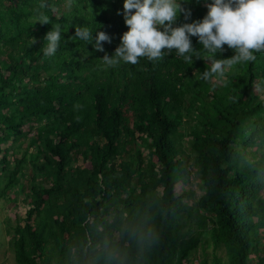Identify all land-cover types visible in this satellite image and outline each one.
Returning <instances> with one entry per match:
<instances>
[{"label": "trees", "instance_id": "1", "mask_svg": "<svg viewBox=\"0 0 264 264\" xmlns=\"http://www.w3.org/2000/svg\"><path fill=\"white\" fill-rule=\"evenodd\" d=\"M177 2L191 18L174 27L211 0ZM123 3L0 0V210L22 195L28 207L12 227L17 264H264V52L209 81L207 61L175 51L107 66L128 31ZM96 31L111 38L103 52ZM233 55L225 45L216 58ZM210 241L227 261L198 255Z\"/></svg>", "mask_w": 264, "mask_h": 264}, {"label": "clouds", "instance_id": "2", "mask_svg": "<svg viewBox=\"0 0 264 264\" xmlns=\"http://www.w3.org/2000/svg\"><path fill=\"white\" fill-rule=\"evenodd\" d=\"M45 6L42 3L40 8ZM205 6L208 11L202 20L174 27L180 14L186 21L191 18V11L177 0H124L123 18L128 31L120 37L114 54L104 55V64L110 67L121 62L136 65L140 58L158 61L175 51L188 64H193V57L207 61L210 68H206L200 78L209 81L223 79L226 70L233 65L253 62L254 53L264 52V0H211ZM37 21L49 24L48 16L43 13ZM95 33L93 47L103 52L102 42L111 43V38L103 31ZM190 37H197L202 48L194 49ZM61 38L59 25L46 34L45 57L56 53ZM74 38L93 42V32L88 27H76ZM225 45L234 55L217 59L216 55L224 51Z\"/></svg>", "mask_w": 264, "mask_h": 264}, {"label": "rangeland", "instance_id": "3", "mask_svg": "<svg viewBox=\"0 0 264 264\" xmlns=\"http://www.w3.org/2000/svg\"><path fill=\"white\" fill-rule=\"evenodd\" d=\"M187 127L188 125L185 127V130L189 131ZM189 140L190 137L188 136H184L182 139V147L186 154H191V150L188 145ZM79 165H82V162H80ZM185 189L194 191L197 200L203 195L199 181L196 179L193 173L188 184L185 186ZM178 191L181 192V189ZM23 197V195L20 196V201L17 204H6L2 207V210H0V264H17L15 253L11 244V238L13 235L12 227L16 226L19 222V219H24L26 215L28 207L22 202ZM189 203L191 204L192 202L190 201ZM21 223L24 224L23 222ZM215 254L221 257L223 261H227L225 249L222 248L215 251L214 245L211 241L205 246V249H203L201 246L198 252V255L201 258L206 255L205 257H207L210 263H212ZM199 261V259H196L194 260L193 264H200Z\"/></svg>", "mask_w": 264, "mask_h": 264}]
</instances>
